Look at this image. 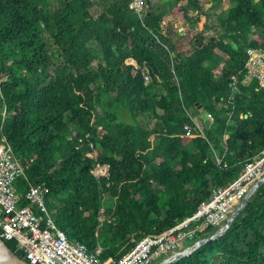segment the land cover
I'll return each instance as SVG.
<instances>
[{"label": "trees", "instance_id": "obj_1", "mask_svg": "<svg viewBox=\"0 0 264 264\" xmlns=\"http://www.w3.org/2000/svg\"><path fill=\"white\" fill-rule=\"evenodd\" d=\"M56 1L0 0V138L44 184L69 239L117 259L192 215L264 149V87L245 81L247 48L264 49V0H143L142 15L133 0ZM169 9L182 23L214 21L178 50ZM201 109L211 123L187 135ZM263 248L264 182L222 235L169 264H264Z\"/></svg>", "mask_w": 264, "mask_h": 264}, {"label": "built area", "instance_id": "obj_2", "mask_svg": "<svg viewBox=\"0 0 264 264\" xmlns=\"http://www.w3.org/2000/svg\"><path fill=\"white\" fill-rule=\"evenodd\" d=\"M139 1V4L134 2ZM131 7L142 15V0H133ZM245 62V81L255 78L264 87V49L248 47ZM129 62H132L129 61ZM145 79L149 76L146 74ZM193 117V125L184 126L189 135L193 129L201 130L200 122ZM88 156L94 158L93 151ZM95 159V158H94ZM220 162V159H218ZM91 172L98 177L110 176L108 163L94 162ZM264 182V149L226 185L212 189L208 199L202 201L195 212L183 218L163 233L148 234L117 259H101L102 247L90 252L87 245L69 239L47 210L44 184L28 180L23 163L14 154L4 136L0 138V240H13L25 259L32 264H159L178 255H189L204 238L190 241L207 226L225 231L232 214L237 215L242 202L252 196ZM220 236V235H219ZM199 247V246H198Z\"/></svg>", "mask_w": 264, "mask_h": 264}, {"label": "rangeland", "instance_id": "obj_3", "mask_svg": "<svg viewBox=\"0 0 264 264\" xmlns=\"http://www.w3.org/2000/svg\"><path fill=\"white\" fill-rule=\"evenodd\" d=\"M52 5L55 7L58 5L56 0H52ZM153 3V7H161L163 2L161 0H152ZM228 0H224L223 2V6H227L228 5ZM103 4V3H101ZM133 4V2H132ZM135 4H139V1L134 2L133 7H135ZM142 8L146 9V6H144L143 0H142ZM101 7V5H99ZM206 6H209L208 4ZM190 15L192 17H195V12L191 11ZM165 20L167 22V26H169L171 33L174 36L173 41L175 42V46L178 50H183L184 46H189L190 41L192 39H194V35L197 34V32L203 28L204 23H207L210 25L209 22H213V19L210 20H206L204 16H201L200 20L197 21V24L195 23L194 25H191L189 23H182V21H180L177 17V15L173 12L172 9H169L166 12L165 15ZM206 37L209 39L211 37H214L216 35V31H213L212 28L206 30L205 32ZM90 45L93 46L94 48H96V50L99 53L100 59H103L101 51H100V47L99 45H97L96 42L92 41L90 42ZM129 61H131V59H127V62L130 63ZM198 122H200L201 125V121L198 120V116L195 118ZM110 204L112 205L113 202H110ZM264 250V248H263Z\"/></svg>", "mask_w": 264, "mask_h": 264}, {"label": "water", "instance_id": "obj_4", "mask_svg": "<svg viewBox=\"0 0 264 264\" xmlns=\"http://www.w3.org/2000/svg\"><path fill=\"white\" fill-rule=\"evenodd\" d=\"M201 112V116L198 117V120L201 121L203 120L204 124L206 127L209 126V124L211 123V119L209 118L208 116V113L204 110V109H201L200 110ZM250 196L246 197L244 199V201L242 202L241 204V207H243L247 201L249 200ZM235 214H232L227 222V226L229 227L230 224L232 223L233 219L235 218ZM226 231V230H225ZM225 231H215L210 237L208 238H204L203 240H201L199 242V244L197 245L198 246H201L202 244H204L208 239L210 238H217L219 237V235H222ZM0 243L6 248L7 252H8V255L5 257V258H0V264H32L30 263L28 260H26L25 258H22L20 257L19 255L15 254L14 252H12L4 243L3 240H0ZM186 253L184 252H180L178 255L176 256H173L172 258H168L162 262H160L159 264H169L170 262L172 261H175L179 258H181L182 256H185Z\"/></svg>", "mask_w": 264, "mask_h": 264}, {"label": "bare ground", "instance_id": "obj_5", "mask_svg": "<svg viewBox=\"0 0 264 264\" xmlns=\"http://www.w3.org/2000/svg\"><path fill=\"white\" fill-rule=\"evenodd\" d=\"M8 255L6 248L0 243V258H5Z\"/></svg>", "mask_w": 264, "mask_h": 264}]
</instances>
